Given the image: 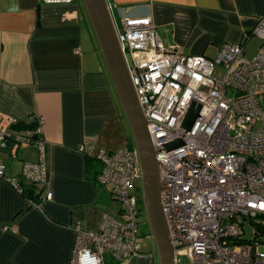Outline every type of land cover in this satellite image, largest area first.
<instances>
[{"label":"crops","instance_id":"0c3cea01","mask_svg":"<svg viewBox=\"0 0 264 264\" xmlns=\"http://www.w3.org/2000/svg\"><path fill=\"white\" fill-rule=\"evenodd\" d=\"M107 1L111 11L151 16L164 43L187 55L216 56L226 43L246 47L252 38L246 41V34L264 16V0ZM5 130L43 137L45 192L53 197L32 204L12 181L25 180L24 164L38 161L36 142L0 149L6 165L0 264H76V228L96 231L106 213L121 207L98 180L103 165L96 152L132 146L133 137L84 0H0V133ZM108 258L107 264H161L157 245L150 252L141 245L118 262Z\"/></svg>","mask_w":264,"mask_h":264},{"label":"built area","instance_id":"2783aa9c","mask_svg":"<svg viewBox=\"0 0 264 264\" xmlns=\"http://www.w3.org/2000/svg\"><path fill=\"white\" fill-rule=\"evenodd\" d=\"M118 8L116 30L159 161L160 198L176 263L186 256L190 264H264V16L246 34V41L253 35L263 40L254 57L238 42L222 45L212 59L165 44L151 16ZM194 102L200 112L187 129L183 124ZM37 135L5 130L0 149L13 141L37 143L39 159L27 161L22 176L42 192L41 201L53 193L45 192L46 142ZM177 139L184 144L167 149ZM96 157L103 165L98 180L110 186L121 207L116 215L106 213L96 231L76 228V264H107V255L118 262L141 248L139 151L99 149ZM5 171L0 164V177ZM247 224L253 228L250 238Z\"/></svg>","mask_w":264,"mask_h":264},{"label":"water","instance_id":"95a60500","mask_svg":"<svg viewBox=\"0 0 264 264\" xmlns=\"http://www.w3.org/2000/svg\"><path fill=\"white\" fill-rule=\"evenodd\" d=\"M97 37L108 64L112 79L132 130L142 166L144 203L160 257L161 264H177L175 247L160 198V167L149 131L148 120L139 102L128 62L122 50L107 0H84ZM201 106L192 103L183 126L191 129ZM177 139L167 144V149L182 146Z\"/></svg>","mask_w":264,"mask_h":264},{"label":"rangeland","instance_id":"374dc122","mask_svg":"<svg viewBox=\"0 0 264 264\" xmlns=\"http://www.w3.org/2000/svg\"><path fill=\"white\" fill-rule=\"evenodd\" d=\"M111 12H112V16L114 19V24L116 25L115 27L118 29V31H120L121 30V15L118 12V10L115 8H112ZM262 42H263V40L260 36L253 35L245 47V55L247 57H250V58L254 57L256 55V53L258 52V49L261 46ZM204 56H206V55H204ZM206 57L215 59L217 57V55L216 56L207 55ZM131 145H132L131 147H136V142H135L134 136L131 137ZM136 187H137V194H138V197L140 200V208H141V210H140L139 235L141 237L142 250L144 252H150V251L156 249V242H155V236L153 234L150 221L148 219L146 206L144 203V191H143L142 179L137 180ZM112 203L115 205L119 204V202L117 200H114V199L112 200ZM246 229H247V232H246L247 237L248 238L252 237V234H253L252 226L250 224H247ZM107 257H109L108 259H110L111 256L107 255ZM179 264H190V261H189L188 257L182 256Z\"/></svg>","mask_w":264,"mask_h":264},{"label":"trees","instance_id":"16d2710c","mask_svg":"<svg viewBox=\"0 0 264 264\" xmlns=\"http://www.w3.org/2000/svg\"><path fill=\"white\" fill-rule=\"evenodd\" d=\"M34 136H37L35 134ZM19 186L23 189V194L31 200L32 204L40 203V196H41V191L35 186V184L30 183L26 180H21L20 182L18 181Z\"/></svg>","mask_w":264,"mask_h":264}]
</instances>
